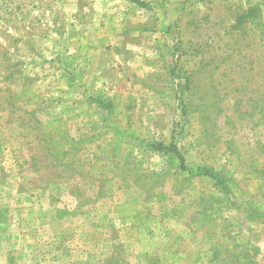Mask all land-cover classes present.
<instances>
[{
	"label": "rangeland",
	"instance_id": "rangeland-1",
	"mask_svg": "<svg viewBox=\"0 0 264 264\" xmlns=\"http://www.w3.org/2000/svg\"><path fill=\"white\" fill-rule=\"evenodd\" d=\"M138 3L0 0V264H264V0Z\"/></svg>",
	"mask_w": 264,
	"mask_h": 264
},
{
	"label": "trees",
	"instance_id": "trees-1",
	"mask_svg": "<svg viewBox=\"0 0 264 264\" xmlns=\"http://www.w3.org/2000/svg\"><path fill=\"white\" fill-rule=\"evenodd\" d=\"M130 2H133V3H138V0H129ZM141 2H139L138 4H140ZM253 11V9L251 10ZM251 11H249V13H252Z\"/></svg>",
	"mask_w": 264,
	"mask_h": 264
}]
</instances>
